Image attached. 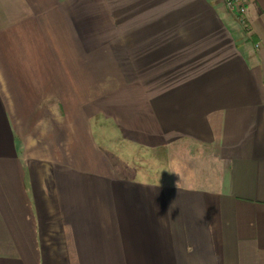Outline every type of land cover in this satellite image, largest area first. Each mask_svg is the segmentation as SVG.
<instances>
[{
    "label": "crops",
    "instance_id": "obj_1",
    "mask_svg": "<svg viewBox=\"0 0 264 264\" xmlns=\"http://www.w3.org/2000/svg\"><path fill=\"white\" fill-rule=\"evenodd\" d=\"M248 3L0 0V264H264ZM180 145L216 178L169 174Z\"/></svg>",
    "mask_w": 264,
    "mask_h": 264
},
{
    "label": "rangeland",
    "instance_id": "obj_2",
    "mask_svg": "<svg viewBox=\"0 0 264 264\" xmlns=\"http://www.w3.org/2000/svg\"><path fill=\"white\" fill-rule=\"evenodd\" d=\"M2 20L0 18V25ZM194 149L192 147H188L187 145H180L177 148L170 149L169 156L161 157L164 160L170 161V171L169 174L174 176H180V174L188 173L194 174L195 172L198 173L201 177L204 178H213L216 176V166L209 159V155L204 156L202 159L194 157L193 155ZM166 161V162H169ZM132 174V173H131ZM170 175V178H171ZM152 179H157L156 174L148 177ZM168 177V179H170ZM216 178V177H215Z\"/></svg>",
    "mask_w": 264,
    "mask_h": 264
},
{
    "label": "built area",
    "instance_id": "obj_3",
    "mask_svg": "<svg viewBox=\"0 0 264 264\" xmlns=\"http://www.w3.org/2000/svg\"><path fill=\"white\" fill-rule=\"evenodd\" d=\"M225 8L234 16L243 30L248 31L246 13L248 0H223Z\"/></svg>",
    "mask_w": 264,
    "mask_h": 264
}]
</instances>
